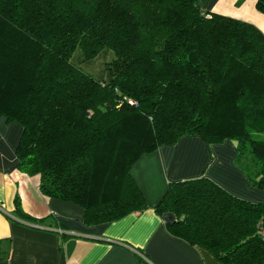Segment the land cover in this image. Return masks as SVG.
Returning <instances> with one entry per match:
<instances>
[{"label":"trees","instance_id":"16d2710c","mask_svg":"<svg viewBox=\"0 0 264 264\" xmlns=\"http://www.w3.org/2000/svg\"><path fill=\"white\" fill-rule=\"evenodd\" d=\"M0 115L22 127L17 168L87 226L145 209L132 165L184 135L233 141L264 190V32L198 0H0ZM155 209L221 264H264V202L203 175L168 182Z\"/></svg>","mask_w":264,"mask_h":264},{"label":"crops","instance_id":"0c3cea01","mask_svg":"<svg viewBox=\"0 0 264 264\" xmlns=\"http://www.w3.org/2000/svg\"><path fill=\"white\" fill-rule=\"evenodd\" d=\"M215 12L255 25L264 32V12L255 0H198ZM22 127L0 115V264H221L207 249L174 235L155 205L168 182L208 176L236 196L264 202V190L248 182L236 165V147L226 139L208 144L184 135L142 154L131 167L147 207L114 221L87 226L80 206L48 197L39 176L17 168ZM27 215H16L15 196Z\"/></svg>","mask_w":264,"mask_h":264},{"label":"rangeland","instance_id":"374dc122","mask_svg":"<svg viewBox=\"0 0 264 264\" xmlns=\"http://www.w3.org/2000/svg\"><path fill=\"white\" fill-rule=\"evenodd\" d=\"M105 60H106V58H105V55H103V54L96 56L88 64V66L86 67V70L90 71V72H92V71L98 72L99 70L102 69V66L104 65Z\"/></svg>","mask_w":264,"mask_h":264},{"label":"built area","instance_id":"2783aa9c","mask_svg":"<svg viewBox=\"0 0 264 264\" xmlns=\"http://www.w3.org/2000/svg\"><path fill=\"white\" fill-rule=\"evenodd\" d=\"M257 234L264 240V221L260 220L256 226Z\"/></svg>","mask_w":264,"mask_h":264},{"label":"water","instance_id":"95a60500","mask_svg":"<svg viewBox=\"0 0 264 264\" xmlns=\"http://www.w3.org/2000/svg\"><path fill=\"white\" fill-rule=\"evenodd\" d=\"M162 218H163V220H164V222L166 224H172V222H173L172 221L173 214L171 212L164 213L163 216H162Z\"/></svg>","mask_w":264,"mask_h":264}]
</instances>
